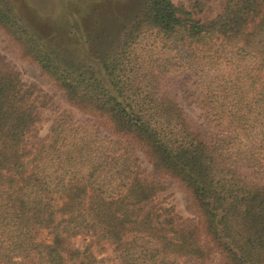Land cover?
Here are the masks:
<instances>
[{"label": "trees", "instance_id": "obj_1", "mask_svg": "<svg viewBox=\"0 0 264 264\" xmlns=\"http://www.w3.org/2000/svg\"><path fill=\"white\" fill-rule=\"evenodd\" d=\"M207 7L143 0L99 75L0 1V29L88 115L60 110L31 143L34 91L0 53V264H104L98 243L119 264H264V0H227L203 20ZM187 84L201 123L179 100ZM167 178L198 224L153 204Z\"/></svg>", "mask_w": 264, "mask_h": 264}, {"label": "rangeland", "instance_id": "obj_2", "mask_svg": "<svg viewBox=\"0 0 264 264\" xmlns=\"http://www.w3.org/2000/svg\"><path fill=\"white\" fill-rule=\"evenodd\" d=\"M1 4L19 17L23 24L62 59L86 72L104 75L102 63L117 50L124 28L130 25L143 0H0ZM190 7L195 0H173ZM207 9L199 16L203 20L222 13L227 0H203ZM0 53L21 73L25 89H33L34 109L39 120L30 134L31 143L41 142L49 132L56 113L72 110L78 119L88 115L73 107L66 93L45 76L40 67L24 57L20 48L0 29ZM193 87L187 84L178 97L185 110L196 123L202 122V111L192 95ZM102 133L110 136L106 128ZM137 156L144 174L150 176L153 167L145 151L137 146ZM167 188L160 192L154 203L168 209L187 223L199 222L185 186L176 179L167 178ZM49 240V238H46ZM89 240V239H88ZM82 239H76L81 244ZM94 252L104 264H119L116 253L109 245L94 244Z\"/></svg>", "mask_w": 264, "mask_h": 264}]
</instances>
